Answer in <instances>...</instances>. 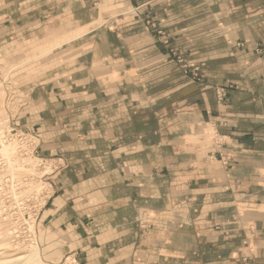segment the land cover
<instances>
[{
    "label": "crops",
    "instance_id": "1",
    "mask_svg": "<svg viewBox=\"0 0 264 264\" xmlns=\"http://www.w3.org/2000/svg\"><path fill=\"white\" fill-rule=\"evenodd\" d=\"M148 17L203 63V82ZM1 21L14 46L56 52L24 123L70 159L45 210L66 247L86 264H264V0H0ZM226 83L238 88L223 103Z\"/></svg>",
    "mask_w": 264,
    "mask_h": 264
},
{
    "label": "rangeland",
    "instance_id": "2",
    "mask_svg": "<svg viewBox=\"0 0 264 264\" xmlns=\"http://www.w3.org/2000/svg\"><path fill=\"white\" fill-rule=\"evenodd\" d=\"M110 10L116 11V8ZM145 21L150 31L153 23L162 30L161 39L168 42H161L181 74L203 82L206 78L203 63L158 21L151 17ZM9 26L7 21L0 22V264H86L76 250L65 246L45 216V210L59 193L57 177L68 167L70 159L53 154L52 149L45 150L42 133L24 123L27 101L57 71L56 52L54 46L50 47L53 50L42 51L40 44L23 46L21 41L14 46L11 43L15 38L10 37ZM70 38L65 37L64 41ZM256 49L255 54L264 57V43L257 44ZM237 88L233 83L214 86L223 103L229 101L228 91ZM222 125L218 123V127ZM211 130L218 132L213 122ZM222 141L217 140L215 147H225L227 143ZM231 157L215 150L209 158L229 166ZM136 222L142 231L152 227L151 210L144 207Z\"/></svg>",
    "mask_w": 264,
    "mask_h": 264
},
{
    "label": "built area",
    "instance_id": "3",
    "mask_svg": "<svg viewBox=\"0 0 264 264\" xmlns=\"http://www.w3.org/2000/svg\"><path fill=\"white\" fill-rule=\"evenodd\" d=\"M149 23V22H148ZM150 28H152V32H154L158 37L159 39H161V36H162V30L159 29V27L156 25V23H153V24H150L149 26ZM163 42H168L167 40L164 41V39H161ZM262 52L264 53V49H262Z\"/></svg>",
    "mask_w": 264,
    "mask_h": 264
},
{
    "label": "bare ground",
    "instance_id": "4",
    "mask_svg": "<svg viewBox=\"0 0 264 264\" xmlns=\"http://www.w3.org/2000/svg\"><path fill=\"white\" fill-rule=\"evenodd\" d=\"M11 261H13V260H11ZM11 261H9V262H11Z\"/></svg>",
    "mask_w": 264,
    "mask_h": 264
}]
</instances>
